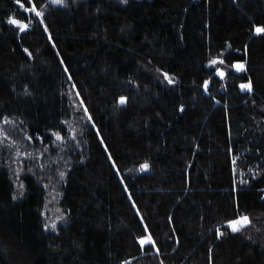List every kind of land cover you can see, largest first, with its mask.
Listing matches in <instances>:
<instances>
[{"label": "trees", "instance_id": "16d2710c", "mask_svg": "<svg viewBox=\"0 0 264 264\" xmlns=\"http://www.w3.org/2000/svg\"><path fill=\"white\" fill-rule=\"evenodd\" d=\"M256 27L264 0H0V119L65 146L55 229L41 177L0 163V264H264Z\"/></svg>", "mask_w": 264, "mask_h": 264}, {"label": "rangeland", "instance_id": "374dc122", "mask_svg": "<svg viewBox=\"0 0 264 264\" xmlns=\"http://www.w3.org/2000/svg\"><path fill=\"white\" fill-rule=\"evenodd\" d=\"M67 3L68 0H65L63 4H52L63 7L66 6ZM214 60L218 61L216 58ZM217 65L218 63L215 65L210 64L212 67H217ZM217 70L221 69H216L214 71V74L219 76ZM10 128L11 135L8 136L6 130ZM54 137L56 138L55 135ZM71 137L73 138L74 145L79 148V143L73 133H71ZM64 148L65 146L60 144V139H57V143L51 147L49 153L41 149L42 153L38 154L37 151L39 149L33 150L31 146L26 143V136L12 121L0 119V163L4 165L3 162H5L7 164L4 166H8L9 164L13 168L15 183L20 180V175L23 171H31L38 177H41V182L47 189L46 194H44L43 210L41 211L43 226L47 224L49 226L47 229H53L51 225L55 224L57 226L60 222V219L57 218L58 211L56 205L58 193L56 189H58L60 181L62 182L63 179L60 176V170L57 169L54 163L59 157H63ZM1 151L4 156L1 155ZM8 168L10 170L9 166ZM138 170L145 171L146 169L141 170V167H139L138 169L135 168L133 171ZM14 185L18 188L20 183Z\"/></svg>", "mask_w": 264, "mask_h": 264}, {"label": "snow or ice", "instance_id": "6c2138e0", "mask_svg": "<svg viewBox=\"0 0 264 264\" xmlns=\"http://www.w3.org/2000/svg\"><path fill=\"white\" fill-rule=\"evenodd\" d=\"M65 2V0H51V3L53 4H63ZM122 2L124 3H127V0H122ZM17 3H19V0H17ZM23 6V5H22ZM25 10H28V9H25ZM32 11L35 12V15L36 17H42L44 15L43 12L41 11H37L36 8H35V5L33 4L32 8H31ZM11 24L13 25H16L18 28H20L21 31H24L25 29H27L28 27V24L26 23H21L19 20L17 19H11L9 21ZM42 22V21H41ZM47 30V29H45ZM255 33L256 34H262L264 33V27H256L255 28ZM27 51V50H25ZM221 63L223 64L224 61L223 60H212L210 61V64L212 65H215L216 63ZM233 67L236 68L237 71H240L244 68V65L243 64H234ZM67 70V69H66ZM217 74L221 77L224 76V72L221 71V70H217ZM165 78L168 79V82L169 83H173V80L171 78L168 77V74L165 73ZM207 81H205V87L207 86ZM240 88L241 89H247L249 91L252 90V85H251V82L249 83H245V84H241L240 85ZM127 102V97H124V96H121L118 100V103L120 105H124L125 103ZM183 110V108H181V111ZM85 112L87 113V109L85 108ZM89 120H91V116L88 117ZM57 139H60L59 135H57ZM233 163H235V161H233ZM141 170H144V169H147L148 168V164L145 163V164H142L141 166ZM61 176H63V173H61ZM249 218L247 216H238L236 219L234 220H231V221H228V225L230 227V230L232 232H238L240 231L243 227H245L248 223H249ZM49 226L46 224L45 225V228L47 229ZM51 227L53 229H55L56 225L55 224H52ZM220 235H222V233H220ZM139 239V243L143 246L145 244H151V245H155V241L152 239V237L149 235L148 237H142V238H138ZM158 251V250H157ZM124 264H127V262H124Z\"/></svg>", "mask_w": 264, "mask_h": 264}]
</instances>
